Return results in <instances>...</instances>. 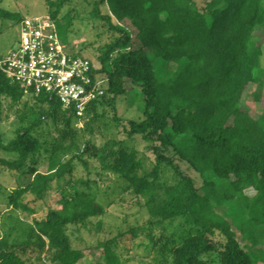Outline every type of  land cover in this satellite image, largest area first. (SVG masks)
<instances>
[{"label": "trees", "instance_id": "trees-1", "mask_svg": "<svg viewBox=\"0 0 264 264\" xmlns=\"http://www.w3.org/2000/svg\"><path fill=\"white\" fill-rule=\"evenodd\" d=\"M68 1L47 0L54 20ZM106 4L109 11L103 12ZM193 4L194 0L94 1L93 16L121 35L107 44L97 61L92 60L95 72L105 80L106 92L88 105L83 116L95 119L100 108L129 91L127 81L139 86L145 103L142 116L127 119L123 125L128 136L140 134L150 142L155 164L149 172H142L143 159L136 149L121 144L106 149L92 138L78 142L70 130L83 116L65 108L54 95L27 91L0 71V115L5 98L11 104L27 106L25 96L31 95L45 105L44 109L30 107L26 113L18 112L22 124L17 134L8 142L0 136V149L16 154L13 159L0 155V172L6 168L31 177L8 195L10 205L31 211L24 198L44 201L47 192L67 173L72 182L68 186L76 189L69 194L65 189L43 215L33 219L39 237L48 239L54 264L79 263L86 253L71 244L69 225L86 224L105 212V206L87 189L90 158L128 181L133 192L144 197L153 217L172 220L186 216L199 226L172 248V264H209L204 256L211 251L219 252V264H264L258 252L238 240L233 222L216 210L224 201L239 210L242 231L253 245L258 244L256 228L264 224V111L258 116L251 114L243 105V95L248 85L261 77L264 0ZM114 17L132 19L143 43L133 47L131 34ZM151 49L163 57L159 73ZM49 117L65 124L59 138L48 140L37 135ZM68 136L71 142L64 145ZM59 147L65 151L63 158L59 157ZM171 149L208 180L205 190L201 191L176 157L168 154ZM45 152H50L49 166L42 172L37 164ZM78 161L87 170V177L72 180ZM165 168L173 173L172 183L159 180ZM215 180L224 185L221 194L216 191ZM249 188L254 190L251 195ZM216 233L224 238L222 242L214 238ZM97 245L103 251L94 264H125L110 241ZM20 247L22 250L9 234L0 238V264H27L25 246Z\"/></svg>", "mask_w": 264, "mask_h": 264}, {"label": "rangeland", "instance_id": "rangeland-1", "mask_svg": "<svg viewBox=\"0 0 264 264\" xmlns=\"http://www.w3.org/2000/svg\"><path fill=\"white\" fill-rule=\"evenodd\" d=\"M95 0H69L61 8L58 18L55 20L58 25V33L69 51H78L81 54L97 61L108 43L115 41L121 32L109 27V24L95 18L92 14ZM208 0H194V5L204 4ZM112 9H114L112 7ZM52 8L47 0H0V54H6L19 44L21 36V16L38 17L48 14ZM108 12V5H104L103 12ZM115 17H119L117 11ZM8 12L10 14H8ZM18 12L20 15L12 14ZM117 15V16H116ZM114 17V18H115ZM115 22L127 28L132 37L133 47L143 42L139 37V27L132 19L124 18ZM260 42L264 51V29L260 32ZM156 61L158 73L162 71L163 57L155 50L149 51ZM174 67V66H172ZM260 80L250 83L243 95V105L249 109L251 114L258 116L264 111V55L261 60ZM129 91L119 96L111 104H107L98 111V116L91 119L92 115L76 119L73 130H70L78 142L82 143L87 138H92L98 146H111L121 144L128 148L136 149L139 158L143 159L142 172L146 173L153 169L155 154L150 142H147L139 134L128 136L124 121L127 119H139L144 110V99L139 86L132 85L127 81ZM109 97L112 98V95ZM28 105L11 104L9 98L3 101V110L0 115V136L4 142H8L17 134L18 127L22 124L18 112L28 111L30 107L44 109L45 105L37 102L31 95H26ZM89 126L87 123H89ZM66 129L62 121L54 122L47 118L44 125L37 130V135L52 140L59 138L62 130ZM71 137L64 140V145H69ZM60 148V147H59ZM59 157L63 158V152L59 149ZM50 152L42 153L39 156L37 168L45 172L48 169V156ZM170 156L174 155L182 170L191 176L196 185L206 189L208 180L186 160L179 157L174 149H171ZM0 155L13 159L16 154H11L0 149ZM89 180L87 186L99 202L105 206V212L98 217H92L86 224L69 225L71 244L75 248L84 249L86 255L77 264H94L101 257L103 248L97 245L98 242L110 241L117 250L125 264H172V248L179 244L189 231H195L199 226L186 216H178L172 220H159L153 217L145 205L144 197L138 196L129 187L128 181L120 178L113 170L106 169L96 159L90 158ZM72 180L77 177H87V170L83 163L77 162ZM75 177V178H74ZM30 175L10 171L4 168L0 172V238L9 234L10 240L18 244L20 250L25 246V258L27 264H54L48 250V239L40 238L34 228L33 219L41 216L54 202L60 198L65 189L67 194L76 189L68 186L72 182L67 173L59 179L47 192L44 201L31 202L33 196H26L24 202H28L32 209L14 208L9 203L8 195L18 185L26 184ZM159 180L163 184L172 183L175 179L169 168H165ZM214 184L218 194L224 191V185L216 181ZM79 188L82 186L79 184ZM203 190V191H204ZM248 194H253L252 188L247 189ZM228 202L217 205L216 210L226 216L232 223L236 237L244 247L258 252L264 261V224L256 228L258 244L253 245L252 241L242 231L238 222L241 218L240 211ZM228 210V211H227ZM232 215H230V214ZM237 222V223H236ZM214 238L223 241L224 238L216 233ZM39 245L45 246L42 251ZM209 264H219L220 255L218 251H211L204 256Z\"/></svg>", "mask_w": 264, "mask_h": 264}, {"label": "built area", "instance_id": "built-area-1", "mask_svg": "<svg viewBox=\"0 0 264 264\" xmlns=\"http://www.w3.org/2000/svg\"><path fill=\"white\" fill-rule=\"evenodd\" d=\"M19 44L0 54V71L36 95H54L65 108L83 116L88 105L105 95V80L92 59L69 51L48 13L21 20Z\"/></svg>", "mask_w": 264, "mask_h": 264}]
</instances>
